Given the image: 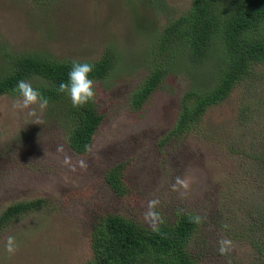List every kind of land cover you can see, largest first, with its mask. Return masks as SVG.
I'll use <instances>...</instances> for the list:
<instances>
[{
	"label": "rangeland",
	"instance_id": "obj_1",
	"mask_svg": "<svg viewBox=\"0 0 264 264\" xmlns=\"http://www.w3.org/2000/svg\"><path fill=\"white\" fill-rule=\"evenodd\" d=\"M188 4L0 0V70L9 52L94 60L108 49L116 60L94 84L102 119L82 154L69 147L49 104L18 111L12 102L19 95H0V213L14 202L43 199L38 209L0 229V264H87L100 217L119 214L152 228L144 213L153 199L163 222L172 223L178 213L202 218L184 246L190 264H264V60L162 145L159 138L171 128L182 92L210 66L198 72L170 68L138 109L129 103L150 63L153 31ZM117 162L122 196L104 180ZM177 177L190 179L188 189H173ZM9 236L14 253L6 251ZM221 238L232 242L227 255L218 252Z\"/></svg>",
	"mask_w": 264,
	"mask_h": 264
},
{
	"label": "trees",
	"instance_id": "obj_2",
	"mask_svg": "<svg viewBox=\"0 0 264 264\" xmlns=\"http://www.w3.org/2000/svg\"><path fill=\"white\" fill-rule=\"evenodd\" d=\"M153 1L161 5V0ZM152 36L147 71L129 94L131 108L138 109L147 100L170 68L184 66L189 72H198L210 66L207 74L195 76V83L182 92L175 120L159 138L162 145L199 119L208 106L224 99L235 83L250 75L254 63L264 60V0H189L183 11L167 18ZM71 61L34 52H9L0 70V95H19L13 91L17 82L30 81L48 98L49 113L63 129L69 147L82 154L102 116L96 112L94 99L73 107L68 95L57 91L61 82L68 81ZM81 61L94 65L89 74L94 84L116 62L108 49L97 59ZM198 80L201 85H195ZM121 170L122 162H117L104 174L117 196L125 190ZM42 202V198H34L7 205L0 213V229L17 216L38 209ZM193 217L178 213L172 223L157 222L154 230L119 214L102 216L91 233L92 256L87 264H190L184 246L198 225Z\"/></svg>",
	"mask_w": 264,
	"mask_h": 264
},
{
	"label": "clouds",
	"instance_id": "obj_3",
	"mask_svg": "<svg viewBox=\"0 0 264 264\" xmlns=\"http://www.w3.org/2000/svg\"><path fill=\"white\" fill-rule=\"evenodd\" d=\"M94 70V65L88 61H81L79 59H73L71 61V68L68 72V81L61 82L57 88L59 93H65L70 98L73 107H82L89 101H92L95 97L94 91V81L89 78V74ZM14 92L19 94L18 98L14 99L12 102V107L15 110L23 111L25 109H30L32 105H38L40 110H43L48 105V98L45 97L38 88L33 87L30 81L20 80L17 82ZM34 112L35 109H32ZM39 124V123H37ZM58 152H63V145L57 146ZM69 157L65 155V163H67ZM81 167H86V164L81 161ZM190 184L189 178L175 179L173 184V189L179 185L183 189H188ZM159 204L158 199H153L148 201L147 211L144 213V219L150 226H153L154 230L157 222H163L159 214L155 211L156 206ZM193 222L199 224L202 222L200 216H194ZM219 248L218 252L220 255H227L232 248V242L227 238H221L218 241ZM6 251L9 253H14L16 250L15 238L9 236L6 238Z\"/></svg>",
	"mask_w": 264,
	"mask_h": 264
}]
</instances>
